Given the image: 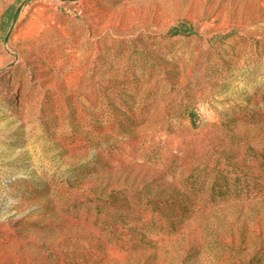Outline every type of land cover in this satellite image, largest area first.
Masks as SVG:
<instances>
[{"label":"rangeland","instance_id":"1","mask_svg":"<svg viewBox=\"0 0 264 264\" xmlns=\"http://www.w3.org/2000/svg\"><path fill=\"white\" fill-rule=\"evenodd\" d=\"M139 1L0 0V264H264V0Z\"/></svg>","mask_w":264,"mask_h":264},{"label":"bare ground","instance_id":"2","mask_svg":"<svg viewBox=\"0 0 264 264\" xmlns=\"http://www.w3.org/2000/svg\"><path fill=\"white\" fill-rule=\"evenodd\" d=\"M158 2H162L163 0H157ZM139 3L144 5H149L151 3V0H140ZM149 15V13L146 11L144 12V16L147 17Z\"/></svg>","mask_w":264,"mask_h":264},{"label":"trees","instance_id":"3","mask_svg":"<svg viewBox=\"0 0 264 264\" xmlns=\"http://www.w3.org/2000/svg\"><path fill=\"white\" fill-rule=\"evenodd\" d=\"M175 33H177V32H175Z\"/></svg>","mask_w":264,"mask_h":264}]
</instances>
